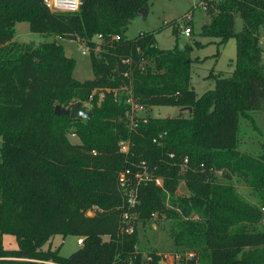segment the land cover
<instances>
[{"label":"trees","instance_id":"trees-1","mask_svg":"<svg viewBox=\"0 0 264 264\" xmlns=\"http://www.w3.org/2000/svg\"><path fill=\"white\" fill-rule=\"evenodd\" d=\"M81 1L68 14L43 0H0V264H159L155 252L138 250L136 231H122L128 209L119 174H135L140 162L153 181L140 185L133 219L170 221L174 247L194 253L188 264H264V144L257 157L237 149L240 118L257 130L249 112L264 111V0H203L200 36L219 39L218 47L234 39L236 53L232 73L214 77L213 89L199 97L190 85V54L203 44L160 50L152 31L127 38L150 0ZM23 22L32 33L89 47L93 78L74 79L75 61L56 41H15L14 27ZM96 35L99 44L91 43ZM128 101L191 111L146 117L130 129ZM84 103L89 119L54 114L56 106ZM70 130L80 143L69 142ZM120 142L129 143L127 153ZM233 180L256 202L244 200ZM4 235L15 238L16 249L4 247ZM55 236L81 238L82 245L61 257L59 248L51 250Z\"/></svg>","mask_w":264,"mask_h":264},{"label":"rangeland","instance_id":"rangeland-1","mask_svg":"<svg viewBox=\"0 0 264 264\" xmlns=\"http://www.w3.org/2000/svg\"><path fill=\"white\" fill-rule=\"evenodd\" d=\"M201 0H150L148 11L145 17L138 16L128 26L127 38H134L140 32L152 31L156 45L160 50H170L175 44L179 48H183L186 44L193 46L194 42H200L204 45L198 49L193 47L190 54L193 63L190 70V85L196 95L199 97L214 87V77H227L231 74V59L235 58V40L231 39L226 46L218 47L217 38H206L200 36L202 25L206 22V12L198 6ZM191 15V24L185 22V16ZM184 26L191 27L189 37L181 34ZM242 28V21L237 16L235 19V31L239 32ZM14 40L18 43H26L38 45L44 42H53L62 45L64 53L67 57L74 59L75 67L73 70V78L83 82L93 78L91 60L89 55H83L82 51L85 47L78 41L62 39L54 36H44L38 33H32L29 30L28 23H17L14 27ZM177 30V31H175ZM174 31L177 35H174ZM177 39V42H176ZM260 46L262 49L261 62L264 65V33H260ZM220 53L221 56H216ZM198 58L200 61H198ZM203 59H205L203 61ZM102 95H100V99ZM89 103H84V110L90 109ZM178 108L173 107H153V109H143L137 112V115L143 117H188L189 113L184 110L177 114ZM177 114V115H175ZM175 115V116H174ZM250 117L257 128L254 130L248 120L240 118L238 131L237 149L243 153L257 157L261 154V144H264V111H251ZM68 140L72 144L80 143L78 137L72 134L71 130L66 134ZM237 193L246 201L255 203V198L251 195L248 188L242 181L233 180ZM183 183L179 187V193H185V189H181ZM133 232L136 231L139 237L138 250L144 256L155 252L161 259L159 264H188L194 258V253L183 251L182 248H175L173 238L170 235L172 224L164 219L153 218V220L141 223L136 219H132ZM264 220L259 228H263ZM77 238L67 236L54 237L53 249L59 248V256L67 257L79 246L76 244ZM3 245L7 250L17 248L16 240L13 236L4 235ZM51 250L53 251V249ZM21 263V262H18ZM24 263V262H23Z\"/></svg>","mask_w":264,"mask_h":264},{"label":"built area","instance_id":"built-area-1","mask_svg":"<svg viewBox=\"0 0 264 264\" xmlns=\"http://www.w3.org/2000/svg\"><path fill=\"white\" fill-rule=\"evenodd\" d=\"M43 2L46 8L52 12L68 13V14L77 13L82 5L81 0H43ZM198 6L201 8V10L203 11L206 10V3L203 0L200 1ZM191 19H192L191 15H186L184 20L186 23H188L191 22ZM180 32L185 37H189L191 33V27L184 26ZM119 38H120L119 36H114L112 37V41H118ZM102 39H103L102 35H96L91 40V43L99 44L102 41ZM83 46L85 47V50L82 51V54L89 55L90 54L89 47L85 46L84 44ZM123 62L129 63V60H125ZM143 63L144 62L142 61L139 64L140 65L139 68L141 70L143 69ZM124 75L127 76L126 73ZM128 103L130 104L129 101ZM130 105H131V111L127 112L125 114V117L129 123L130 129H135L140 121H142L143 123L146 122V117L137 115V112L143 110V108L136 107L132 103ZM161 139H162V135H159L158 137L154 138L152 142L154 144H160ZM128 149H129L128 142L119 143V151L121 153H127ZM172 156L173 155H170V157ZM186 164H187V159H184L183 161L184 167L186 166ZM201 167H203V165H201ZM147 181H153V178L148 172V167L145 162H140V164L138 165V172H136L135 174H132L129 170L119 174L118 184H119L120 193L128 209V211L124 212L122 216V231L124 233L130 234L133 232V227L131 222L134 216L132 215L130 210L134 208L138 203L137 197H138V190L140 185L146 183ZM154 184L158 187H161L162 181L156 178L154 179ZM182 188L185 189L184 184L181 187V189ZM95 210L96 208H94L93 211L87 212V215L91 216ZM152 218H155V215H152ZM76 244L78 246H81L82 239L81 238L77 239ZM44 264H53V263H44Z\"/></svg>","mask_w":264,"mask_h":264},{"label":"water","instance_id":"water-1","mask_svg":"<svg viewBox=\"0 0 264 264\" xmlns=\"http://www.w3.org/2000/svg\"><path fill=\"white\" fill-rule=\"evenodd\" d=\"M148 9L144 8V9H140L137 13L138 16H142L145 17L147 14ZM183 110H187L188 112L191 111L190 108L188 109H183ZM54 114L58 115V116H65L68 115L71 119H89L90 115L87 111H85L84 109H82L80 106L78 105H73L69 110L68 109H64L60 106H56L54 109Z\"/></svg>","mask_w":264,"mask_h":264},{"label":"crops","instance_id":"crops-1","mask_svg":"<svg viewBox=\"0 0 264 264\" xmlns=\"http://www.w3.org/2000/svg\"><path fill=\"white\" fill-rule=\"evenodd\" d=\"M145 32H148V31H145ZM140 33H142V32H140ZM56 38V37H55ZM231 40V39H230ZM230 40H228L224 45H222L221 47H223V46H226L228 43H229V41ZM53 41H56L55 39H53ZM202 44V43H201ZM235 46H236V43H235ZM235 53H236V47H235ZM216 56H221L220 55V53L219 54H217L216 53ZM192 59V58H191ZM234 60H235V58L234 59H231L230 61H231V65L234 67ZM198 61H200V59L198 58ZM233 67H232V70H231V73H232V71H233ZM151 109H153V108H151ZM150 109V110H151ZM184 110L183 109H177V114L178 113H180V112H183ZM177 114H175V115H177ZM169 115H171V114H167V115H165V117H168ZM174 115V116H175ZM172 116V115H171ZM154 118H162V117H154ZM186 191V190H185ZM53 241H54V238L52 239V241H51V247L53 246L54 247V244H53ZM17 244V243H16ZM78 246V245H77ZM53 249V248H52Z\"/></svg>","mask_w":264,"mask_h":264}]
</instances>
